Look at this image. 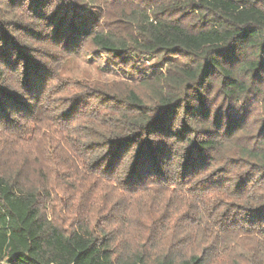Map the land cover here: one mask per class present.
Masks as SVG:
<instances>
[{
    "label": "trees",
    "instance_id": "1",
    "mask_svg": "<svg viewBox=\"0 0 264 264\" xmlns=\"http://www.w3.org/2000/svg\"><path fill=\"white\" fill-rule=\"evenodd\" d=\"M0 264H264V0H0Z\"/></svg>",
    "mask_w": 264,
    "mask_h": 264
},
{
    "label": "rangeland",
    "instance_id": "2",
    "mask_svg": "<svg viewBox=\"0 0 264 264\" xmlns=\"http://www.w3.org/2000/svg\"><path fill=\"white\" fill-rule=\"evenodd\" d=\"M103 57V56H102ZM106 59L102 62L101 60L97 63L91 64L87 60H80L78 62H70L67 63L64 67V73L75 76V77H88L92 79H101V80H108V79H123L125 78L124 73L120 71H113V72H107L102 71V75L99 72V69L97 68V65H102L103 63H106ZM146 66L151 67L152 63L147 62Z\"/></svg>",
    "mask_w": 264,
    "mask_h": 264
}]
</instances>
